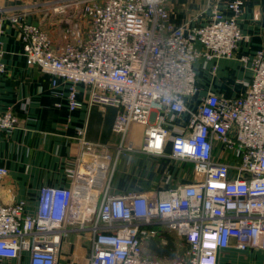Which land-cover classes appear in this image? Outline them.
Returning a JSON list of instances; mask_svg holds the SVG:
<instances>
[{"label":"built area","instance_id":"built-area-1","mask_svg":"<svg viewBox=\"0 0 264 264\" xmlns=\"http://www.w3.org/2000/svg\"><path fill=\"white\" fill-rule=\"evenodd\" d=\"M47 4L53 13L76 11L60 46L25 12L7 16L27 65L51 75L55 88L59 79L68 85L70 111L83 105L80 87L87 105L117 109L118 142H89L79 128L67 187L42 188L34 206L0 200V264H24L25 255L27 264H218L231 242L239 251L264 252V45L241 57L251 80L234 97L199 96L194 66L200 58L234 57L247 39L238 20L243 3H228L230 16L211 3L209 21L198 28L175 26L166 0ZM5 71L0 48V75ZM185 115L188 121L178 124ZM18 124L14 111H0V136ZM134 154L186 167L193 180L168 190L113 191L119 161ZM6 175L0 167V191ZM154 225L177 235L181 258L145 254L144 241L158 234L146 227Z\"/></svg>","mask_w":264,"mask_h":264},{"label":"crops","instance_id":"crops-1","mask_svg":"<svg viewBox=\"0 0 264 264\" xmlns=\"http://www.w3.org/2000/svg\"><path fill=\"white\" fill-rule=\"evenodd\" d=\"M60 0H0V48L6 71L0 75V111H14L19 119L18 127L9 134L0 136V167L7 170L0 200L4 205L28 201L32 205L44 187H67L70 182L67 170L73 168L80 152L77 130L85 128L89 142L112 145L118 136L112 132L117 109L112 106L87 105V93L80 87L78 100L82 107L70 111L68 85L42 73L26 63L20 32L8 19V14L25 12L28 19L48 31L56 45H61V36L70 26L68 14L53 13L52 3ZM241 1L243 10L239 26L247 37L239 43L232 59L200 58L195 63L198 95L209 93L222 97H234L246 90L251 80L250 71L243 66L241 57H253L264 45V0H166L171 21L175 26L186 25L198 28L210 18L211 3H218L223 13L232 15L226 5ZM198 50H202L197 45ZM196 102L188 99L187 106ZM182 117L177 123L188 121ZM134 127L133 130H136ZM171 152L167 143L165 153ZM164 158L134 154L119 161L113 182V191H158L175 189L191 183L193 177L186 167L169 166ZM80 255L84 251H79ZM25 255L24 264L28 262ZM80 263V262H79ZM78 263V264H79ZM218 264H264V252L258 249L239 251L234 243L219 251Z\"/></svg>","mask_w":264,"mask_h":264},{"label":"trees","instance_id":"trees-1","mask_svg":"<svg viewBox=\"0 0 264 264\" xmlns=\"http://www.w3.org/2000/svg\"><path fill=\"white\" fill-rule=\"evenodd\" d=\"M146 229L158 231L155 237L148 239L147 249L148 255L152 256L151 258L154 257V259L159 261H171L183 256L179 247L178 237L175 233L166 230L161 225L146 227ZM163 240H166V244L162 243ZM183 247L185 246L183 245Z\"/></svg>","mask_w":264,"mask_h":264},{"label":"rangeland","instance_id":"rangeland-1","mask_svg":"<svg viewBox=\"0 0 264 264\" xmlns=\"http://www.w3.org/2000/svg\"><path fill=\"white\" fill-rule=\"evenodd\" d=\"M134 127H135L134 125L131 127V131H130V133L133 131ZM147 244H148V240H145V241H144V246H143L144 252H145V254H146L147 256L152 257L151 255H148ZM180 250H181L182 253H183V249L180 248ZM180 254H181V253H180ZM153 258H154V257H153ZM79 264H84V263H83V262H80Z\"/></svg>","mask_w":264,"mask_h":264}]
</instances>
